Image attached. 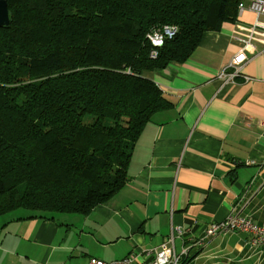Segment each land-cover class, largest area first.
<instances>
[{"label": "trees", "instance_id": "obj_1", "mask_svg": "<svg viewBox=\"0 0 264 264\" xmlns=\"http://www.w3.org/2000/svg\"><path fill=\"white\" fill-rule=\"evenodd\" d=\"M5 1L0 217L52 220L87 217L126 186L139 138L172 106L145 73L186 63L246 0ZM165 26L178 33L152 60L147 36Z\"/></svg>", "mask_w": 264, "mask_h": 264}, {"label": "crops", "instance_id": "obj_2", "mask_svg": "<svg viewBox=\"0 0 264 264\" xmlns=\"http://www.w3.org/2000/svg\"><path fill=\"white\" fill-rule=\"evenodd\" d=\"M250 3L220 31L205 33L186 63L145 73L172 106L146 126L114 199L87 217L62 214V221L0 217V264L131 257L145 264L177 228L184 234L174 233L175 248L189 249L188 264H264V248L242 232L191 245L231 215L264 227V39L252 41L243 70L251 81L218 79L234 71L230 63L248 39L242 28L254 21Z\"/></svg>", "mask_w": 264, "mask_h": 264}, {"label": "built area", "instance_id": "obj_3", "mask_svg": "<svg viewBox=\"0 0 264 264\" xmlns=\"http://www.w3.org/2000/svg\"><path fill=\"white\" fill-rule=\"evenodd\" d=\"M240 14L244 11L243 4L239 5ZM249 10L256 13V19L250 26H243V30L248 34V39L244 42V47L234 57L230 63V67L234 69L232 73L226 70L222 71L218 79L224 84H235L237 79H244L246 82L251 81L248 76L243 73L245 65L248 62V57L254 52L252 41L255 39H264V0H251ZM178 29L174 26H165L158 30L152 31L147 38L153 46L150 53V59L156 60L159 57V51L164 47L167 40H172L176 37ZM264 127V125H262ZM167 242L161 245L158 252H155L153 258L145 264H181L180 256L175 250L176 233L181 237L184 232L181 228L174 230ZM229 232H242L250 236V244L254 248H264V227L257 225L252 219L241 217L240 215L229 216L225 221L213 223L209 226L204 234V237L192 241L193 247L202 248L206 245L208 239H213L221 234ZM188 250L182 249L181 255H187ZM134 258H127L116 262H106L97 258H91L88 264H133Z\"/></svg>", "mask_w": 264, "mask_h": 264}, {"label": "water", "instance_id": "obj_4", "mask_svg": "<svg viewBox=\"0 0 264 264\" xmlns=\"http://www.w3.org/2000/svg\"><path fill=\"white\" fill-rule=\"evenodd\" d=\"M10 25L8 5L5 0H0V28H8Z\"/></svg>", "mask_w": 264, "mask_h": 264}, {"label": "rangeland", "instance_id": "obj_5", "mask_svg": "<svg viewBox=\"0 0 264 264\" xmlns=\"http://www.w3.org/2000/svg\"><path fill=\"white\" fill-rule=\"evenodd\" d=\"M252 13H253V15H254V19H256V13L255 12H253L252 11ZM245 31V30H244ZM246 32V31H245ZM155 83V82H154ZM155 116V115H154ZM15 214H17V216H20V215H26V214H29L28 212H26V211H17ZM15 214H12V215H15ZM61 215L62 214H56V216H55V218L57 219V220H59V221H62V218H61ZM232 216V215H231ZM236 216V215H235ZM242 217V216H241ZM244 217V216H243ZM248 218V217H247ZM1 222V221H0ZM251 245V244H250ZM161 247V246H160ZM160 247L158 248V249H156V250H154V251H152L151 253L152 254H154L155 252H158V250L160 249ZM184 249H187V247H184ZM175 250H176V248H175ZM188 250V253H187V255H181L182 254V251L180 252V253H178L177 251V255L178 256H180V259H181V264H183V262H184V259H186L187 257H188V254H189V249H187ZM153 258V257H152ZM188 264V263H187Z\"/></svg>", "mask_w": 264, "mask_h": 264}]
</instances>
